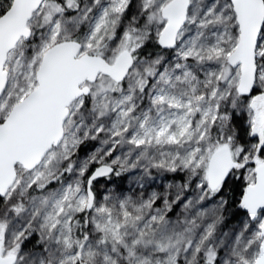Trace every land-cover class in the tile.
<instances>
[{
    "label": "snow or ice",
    "instance_id": "obj_1",
    "mask_svg": "<svg viewBox=\"0 0 264 264\" xmlns=\"http://www.w3.org/2000/svg\"><path fill=\"white\" fill-rule=\"evenodd\" d=\"M0 264H264V0H0Z\"/></svg>",
    "mask_w": 264,
    "mask_h": 264
}]
</instances>
